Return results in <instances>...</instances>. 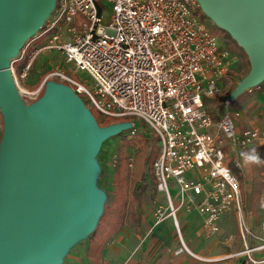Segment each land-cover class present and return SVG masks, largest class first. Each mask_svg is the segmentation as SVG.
Here are the masks:
<instances>
[{"label": "built area", "instance_id": "2783aa9c", "mask_svg": "<svg viewBox=\"0 0 264 264\" xmlns=\"http://www.w3.org/2000/svg\"><path fill=\"white\" fill-rule=\"evenodd\" d=\"M101 2L110 9L107 19ZM204 17L197 0H56L50 18L10 61V70L20 92L15 64L24 62L19 76L25 78L42 51L58 52L65 64L86 72L94 82L91 90L61 70L48 78L68 82L102 118L136 117L145 124L158 139L151 141L150 152L158 146L152 171L155 190L164 194V203L153 201V226L170 217L179 231L176 213L184 209L200 217L199 234L208 239L219 232L224 213H242L240 182L227 160L238 171L242 166L225 147L232 153L258 147L264 154V126L247 122L239 129L227 110L214 124L205 111L202 95L222 92L231 60ZM259 91L264 93V81L246 92ZM169 180L177 188V203ZM260 208L264 211V200ZM239 224L244 248L232 256L264 264V257H253L264 252V222L255 246L247 244L250 232Z\"/></svg>", "mask_w": 264, "mask_h": 264}, {"label": "water", "instance_id": "95a60500", "mask_svg": "<svg viewBox=\"0 0 264 264\" xmlns=\"http://www.w3.org/2000/svg\"><path fill=\"white\" fill-rule=\"evenodd\" d=\"M197 2L248 57L249 75L229 103L264 81V0ZM55 4L0 0V264H57L68 246L88 238L104 209L93 160L106 136L128 126L100 129L78 98L49 83L39 101L23 104L10 61Z\"/></svg>", "mask_w": 264, "mask_h": 264}, {"label": "rangeland", "instance_id": "374dc122", "mask_svg": "<svg viewBox=\"0 0 264 264\" xmlns=\"http://www.w3.org/2000/svg\"><path fill=\"white\" fill-rule=\"evenodd\" d=\"M101 4L104 5V19H107L110 15V9L108 5H105L103 2H101L100 5ZM50 16L51 13L48 18H50ZM204 19H206L207 26L216 32L218 28L216 24L207 16H205ZM46 21L47 20H45L44 23H46ZM216 35L218 37L220 46L229 52L231 64L227 72L226 80L220 82L222 92L211 98L202 95L205 111L213 118L215 124L219 121L217 117L220 114L218 106L219 104L225 102L224 111L227 109V112L230 114L233 123L235 126H238L239 129L246 127L244 122L256 124L255 119L262 123L264 118L258 114V109L259 107L264 108L263 91L253 93L244 92L241 95L235 97L229 104L226 102L227 99H229L230 93H232L237 84L249 75L250 64L243 49L235 40H233L232 37L229 36L228 33L216 32ZM39 43L36 42V46ZM22 67L17 69L18 67L15 64L13 74L17 80L19 89L22 91H18V93L25 106L30 107L39 101V99L43 97L44 93L46 92V88L49 83L56 88L70 92L73 96L78 98V100L89 112L92 109L87 103V100L84 99L83 96H78L68 82L60 81L55 78H48L49 75L57 69L63 71L68 76L73 77L74 80L81 83L90 90L94 87L92 78L86 72L75 70L72 64H65L62 55L58 52H39L34 61L31 63L30 69L25 78H20L19 76V72ZM248 105L249 107H247ZM242 110H245L243 112V117L242 114L241 117L234 116L236 112L242 113ZM120 123H127L128 126L131 124V127L128 128L127 126L126 129L106 136L102 140L100 149L93 160L94 165L97 167L95 174L96 187L103 193L104 206L109 204L112 199L113 191L118 188L115 180V174L120 163V158L125 156L129 158L128 163L132 164L131 167L128 164L129 175L127 189L129 190L134 177V161L136 157L144 153L146 150L145 146L147 145L149 146L148 153H150L152 146L150 140L152 139L151 132L148 130L145 124H143L142 121L136 117H132L131 121L127 122H117V119H105L102 117H99L98 121L96 120V124L100 129H105L109 126H115L116 124ZM132 130H135V136L133 138H129L128 135ZM0 131H3L1 122ZM138 133H142L144 137H146V140L138 139ZM129 143H133L134 146L130 147ZM225 148L227 155L234 154L239 158L238 154L241 152L240 150L235 149L232 153L228 151L227 147ZM259 150L256 149L261 159H264L263 150ZM243 151L251 150L248 149ZM152 152L153 155H156L158 152L157 145L153 146ZM239 161L242 163L240 158ZM113 162L114 165H112ZM244 168H246L245 172L250 175V180H248L249 176H246V180L241 184L242 212H257L258 205H260V203L264 200V177L262 176V173L264 172V164L259 166H246L244 164L243 169ZM244 175L246 174L244 173ZM168 187L170 195L173 197L174 202L177 203L178 201L175 198L177 188L172 180L168 181ZM154 200L164 203V194L160 191H156L155 184H153L150 178L145 175L144 181L141 182V185L138 188L137 196L130 197L128 199L121 217V223L118 231L114 236H112L97 261L94 262L90 258L86 238L77 240L75 243L68 246L66 251L60 256L59 263L57 264H125L129 259L145 260L146 263H151L155 257L153 254H147L146 252L138 249L134 250L133 247L137 245L139 239H142L145 229L149 227L151 228V226H153L155 211L153 204ZM234 215L235 211L234 209H231L224 213L221 217L223 219L227 218V221H230L229 223H234ZM195 217H197L196 213L187 212L184 209H179L176 213V218L181 228L185 225L195 228ZM162 231L169 232L175 237L177 236V231L170 217L166 218L160 225L153 228L152 233L155 235L157 232L160 233ZM234 232L237 237V233L233 228L228 229V231L221 232L217 241L211 240L213 241V244H210V239L200 240L202 243L205 241V248L208 246L211 248L214 245L216 247L215 249H217L220 253H223L230 249L224 244V242L230 235H233ZM183 236L185 240L188 239L185 233H183Z\"/></svg>", "mask_w": 264, "mask_h": 264}, {"label": "crops", "instance_id": "0c3cea01", "mask_svg": "<svg viewBox=\"0 0 264 264\" xmlns=\"http://www.w3.org/2000/svg\"><path fill=\"white\" fill-rule=\"evenodd\" d=\"M248 58V57H247ZM229 70V68H228ZM230 103V102H229ZM228 103V104H229ZM249 107V105L247 106ZM227 110V109H226ZM242 110V117L243 112ZM258 114L264 118V108L259 107ZM243 119V118H242ZM256 125L263 127V122H259L255 119ZM247 124L246 122H244ZM252 148L260 149L258 147H250L248 149L253 150ZM246 149V150H248ZM260 151V150H259ZM262 153V152H261ZM244 164L241 163V166ZM247 166V165H246ZM241 169L242 174V183L246 180V176H249L248 180H250V175H248L245 171L246 168ZM244 173L246 175H244ZM240 182V181H239ZM241 186V182H240ZM242 189V188H241ZM243 191V190H242ZM196 226L195 228H191L189 225H185L182 228L179 225V231H177V236L175 237L169 232L162 231L157 232L153 235L152 230L156 226H151V228H147L144 231L142 239H139V242L136 246H134V250H142L147 254H153L155 257L151 261V263H146L145 260H135L129 259L125 264H251L245 256H232L235 253H238L243 250L244 243L241 237V229H240V220L243 221L245 226L250 232V236L247 237V244L250 246H255L258 241L256 237L261 235V223L264 222V211L258 205L257 212H245L237 215L235 213L234 218L235 222L227 221V218L219 219V232L208 239L213 244L211 240H218L221 232L228 231V229H234L237 233V237L235 232L233 235H230L224 242L226 246H228L229 250L227 252L220 253L216 247L213 245L211 248L208 246L205 248V241L202 243L201 240H208L200 236V224L201 219L196 214ZM161 224V223H160ZM159 224V225H160ZM158 226V225H157ZM183 233H185L188 239H184ZM235 235V236H234ZM239 237V238H238ZM177 238V239H176ZM201 239V240H200ZM178 240V241H177ZM181 244V245H180ZM237 247V248H236ZM253 257L256 259H260L264 257V252H255Z\"/></svg>", "mask_w": 264, "mask_h": 264}, {"label": "trees", "instance_id": "16d2710c", "mask_svg": "<svg viewBox=\"0 0 264 264\" xmlns=\"http://www.w3.org/2000/svg\"><path fill=\"white\" fill-rule=\"evenodd\" d=\"M216 32H225V31L217 28ZM216 32L214 33L216 34ZM40 41H38L37 43H39ZM23 64L24 62L17 63L16 64V66L18 67L17 69H19V67H22ZM218 108L220 114L217 117L219 120L221 117L220 115H222L224 112L225 102L219 104ZM90 112L93 115V117L98 121L100 117L99 114L94 109H91ZM127 121H131V118L128 117L117 120V122H127ZM0 122L3 128L1 114H0ZM1 137H2V132L0 131V140ZM137 138L140 140H146V137H144L142 133H138ZM150 140L156 143L158 139L155 136H153L152 139ZM129 146L133 147L134 144L129 143ZM145 149L146 150L144 151V153L137 156L134 161V177L131 182V186L129 190L127 189L128 175H129V170H128L129 158L125 156L120 158V163L117 167V171L115 174V180L118 188L113 191L111 201L109 202V204L104 206L103 213L100 216L94 231L88 236L86 240L90 258L94 262L97 261L103 250L106 248V245L108 244L112 236H114L118 231V228L121 223V217L123 215L128 199L130 197L137 196L138 188L140 187L141 182L144 181L145 175H147L150 178L153 184H156L155 177L152 171V164L155 159V155H153V152L148 153L149 151L148 145L145 146ZM227 162L231 168L232 173L238 178V180L242 184L243 179L241 172L232 166L231 158H228Z\"/></svg>", "mask_w": 264, "mask_h": 264}, {"label": "clouds", "instance_id": "9594fccd", "mask_svg": "<svg viewBox=\"0 0 264 264\" xmlns=\"http://www.w3.org/2000/svg\"><path fill=\"white\" fill-rule=\"evenodd\" d=\"M238 155L245 165L259 166L261 164H264V159H261L260 155L255 149L251 151H241Z\"/></svg>", "mask_w": 264, "mask_h": 264}]
</instances>
